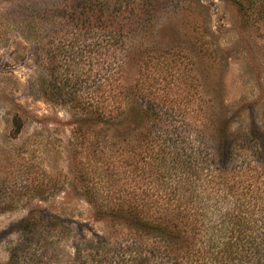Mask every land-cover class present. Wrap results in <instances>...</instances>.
Returning <instances> with one entry per match:
<instances>
[{
  "label": "rangeland",
  "instance_id": "obj_1",
  "mask_svg": "<svg viewBox=\"0 0 264 264\" xmlns=\"http://www.w3.org/2000/svg\"><path fill=\"white\" fill-rule=\"evenodd\" d=\"M76 1L91 2L0 0V180L13 185L18 169L27 167V180L49 185L40 194H28L32 199L24 206L19 207L24 201L15 194L16 207L0 212V264H7L8 250L20 237L17 223L30 208L60 220L54 230L61 235L52 232L42 264H132L130 257L136 255L155 264L157 258L141 250L114 220L96 214L82 193L77 168L84 153L78 150L77 128L89 124L91 116L74 103L48 100L40 91L43 81L52 83L50 65L47 75L40 59L52 57L58 45L73 52L81 48L83 58L77 66L88 69L82 86L93 100L100 42L92 37L81 41L69 34L68 42L60 40L64 47L57 43ZM107 1L115 5L114 0ZM124 4L123 40L107 47L111 53L116 50L109 57L111 64L118 62L119 49L125 50L121 75H114L111 85L119 83L131 91L136 81L151 86L150 94L144 91L143 102L162 107L154 136L155 142L165 144L160 153L165 166L174 164L172 156L174 162L209 165L215 140L204 116L227 118L228 137L241 135L250 122L264 133V0H256L245 12L231 0H127ZM261 6L256 14L255 8ZM139 99L131 93L122 103L132 108ZM196 104L200 112L193 109ZM163 110L172 112L166 116ZM12 116L21 122L18 129L11 125ZM133 122L126 123L129 143L135 136ZM213 132L219 134L221 129ZM234 146L242 154L244 147ZM127 153L122 157L114 152L107 159L108 171L118 184L130 192L157 185V193H177L169 188L175 182L172 170L161 174L151 159L141 161L133 151Z\"/></svg>",
  "mask_w": 264,
  "mask_h": 264
},
{
  "label": "trees",
  "instance_id": "obj_2",
  "mask_svg": "<svg viewBox=\"0 0 264 264\" xmlns=\"http://www.w3.org/2000/svg\"><path fill=\"white\" fill-rule=\"evenodd\" d=\"M90 1L82 4L76 1L67 26L59 31L57 43L68 42L69 34L81 41L92 37L100 42L95 58L100 66L95 72L98 83L93 100L82 86L88 69L77 66L78 60L83 58L81 48L80 52H73L72 48L64 47L65 43H60L65 49H59L58 45L52 57L40 59L41 68L45 71L50 68L52 75L51 84L43 81L44 86H40L42 95L59 104L74 103L92 118L82 129L77 128L80 133L78 150L84 153L77 176L84 197L93 205L96 214L114 220L116 225L126 229L128 238L141 250L157 258L155 264H264V133L257 131L250 122L241 135L228 137L224 131L227 118L215 120L204 116L206 127L212 130L210 138L215 140L209 149V165L201 168L183 160L174 162L172 156L170 159L175 165L165 166V157L160 155L165 144L155 142L154 136L155 120L161 119L158 112L162 107L152 101L143 102V93L150 94L152 91L148 87L151 86L143 87L136 81L131 91L119 83L111 85L114 75H121L125 50L119 49L118 62L111 64L109 57L116 50L111 53L107 47H115L123 40L121 18L127 15L124 9L127 0H114L113 6H109L107 0ZM231 1L244 12L252 9L256 2ZM261 9L262 6L255 8L256 14ZM103 83L108 84V88ZM131 93L140 99L129 108L122 101ZM195 106L193 109L200 112V106ZM171 112L165 110L163 114L168 116ZM127 121H134L135 136L130 143L126 135ZM20 123L12 116L11 125L15 129ZM220 129L219 134L213 132ZM235 144L244 147L242 154ZM105 151L109 158L114 152L127 157V152L133 151L138 160L151 159V164L161 174L172 170L175 182L169 188L170 192L177 193H157V185H146L143 189L137 186L140 192H130L108 171ZM28 173L27 167L19 168L18 179L13 185H5L0 180V212L15 208L16 198H23L19 207L26 205L32 199L28 194H40L49 186L33 183V178L27 180ZM203 190L206 194L200 195ZM178 191L183 195L179 196ZM57 226H60L57 216L45 210L28 209L17 223L20 237L8 250L7 264H42L52 232L61 235V231L54 230ZM137 256L130 257L132 264L148 263L146 258Z\"/></svg>",
  "mask_w": 264,
  "mask_h": 264
}]
</instances>
